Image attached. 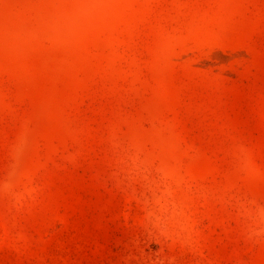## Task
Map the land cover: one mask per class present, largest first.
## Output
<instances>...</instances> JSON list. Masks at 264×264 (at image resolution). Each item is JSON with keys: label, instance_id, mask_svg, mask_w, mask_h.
I'll list each match as a JSON object with an SVG mask.
<instances>
[{"label": "rangeland", "instance_id": "obj_1", "mask_svg": "<svg viewBox=\"0 0 264 264\" xmlns=\"http://www.w3.org/2000/svg\"><path fill=\"white\" fill-rule=\"evenodd\" d=\"M0 264H264V0H0Z\"/></svg>", "mask_w": 264, "mask_h": 264}]
</instances>
